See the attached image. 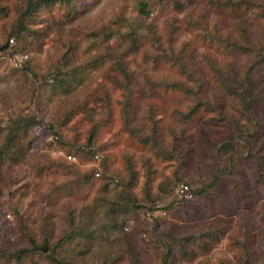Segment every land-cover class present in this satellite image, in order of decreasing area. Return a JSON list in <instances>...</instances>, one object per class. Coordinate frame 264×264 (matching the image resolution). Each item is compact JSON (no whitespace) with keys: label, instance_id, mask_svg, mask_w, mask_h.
<instances>
[{"label":"rangeland","instance_id":"374dc122","mask_svg":"<svg viewBox=\"0 0 264 264\" xmlns=\"http://www.w3.org/2000/svg\"><path fill=\"white\" fill-rule=\"evenodd\" d=\"M11 37L0 264H264V0H0Z\"/></svg>","mask_w":264,"mask_h":264},{"label":"trees","instance_id":"16d2710c","mask_svg":"<svg viewBox=\"0 0 264 264\" xmlns=\"http://www.w3.org/2000/svg\"><path fill=\"white\" fill-rule=\"evenodd\" d=\"M142 5H143V7L141 8V11L143 10V8L146 6V4L145 3H142ZM143 12H145V11H143ZM13 34H17V32H14ZM11 38H13V37H11ZM14 39V38H13ZM4 43H8V45H7V47L4 49V51L5 52H8V56L10 57L13 53H15V50H13V45L11 46L10 44H9V40H7V41H0V44H4ZM255 49V48H254ZM255 50H257L259 53H258V55L256 54V56H257V60H261V59H264V47H257ZM254 53V52H253ZM25 61V60H24ZM23 61V62H24ZM250 89V88H249ZM229 144H231L230 142H226L225 143V145H229ZM75 231H73L72 230V234L74 233ZM76 233H79V232H76ZM74 236H76V234L74 233L73 235H72V238H74ZM69 241H70V236H69ZM34 242V241H33ZM42 244H48V240H44L43 242H42ZM68 244H71V242H68ZM41 248V247H40ZM33 250V249H32ZM49 250V247L48 246H46V250H43L42 248H41V251L42 252H47ZM29 251H31V248H29V247H22V248H18V249H15V250H13V251H11V253L10 254H12L17 260H21L22 259V257H24ZM1 253H2V249H0V255H1ZM55 259H56V257H55Z\"/></svg>","mask_w":264,"mask_h":264},{"label":"built area","instance_id":"2783aa9c","mask_svg":"<svg viewBox=\"0 0 264 264\" xmlns=\"http://www.w3.org/2000/svg\"><path fill=\"white\" fill-rule=\"evenodd\" d=\"M13 43H14V39L13 38H10L9 39V44L12 46ZM26 57H27L26 54H21V53H17V52H15V53L12 54V58L15 61L16 64L21 63ZM66 157L68 159H70V158H72V155H67ZM97 174H99V173H97ZM178 192L184 198H190V197H192L191 189H190L189 185L186 184V183H183L182 182V183L179 184V186H178Z\"/></svg>","mask_w":264,"mask_h":264},{"label":"water","instance_id":"95a60500","mask_svg":"<svg viewBox=\"0 0 264 264\" xmlns=\"http://www.w3.org/2000/svg\"><path fill=\"white\" fill-rule=\"evenodd\" d=\"M8 43L0 44V51L4 50L7 47ZM43 250H46V247H42Z\"/></svg>","mask_w":264,"mask_h":264}]
</instances>
